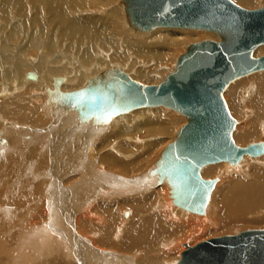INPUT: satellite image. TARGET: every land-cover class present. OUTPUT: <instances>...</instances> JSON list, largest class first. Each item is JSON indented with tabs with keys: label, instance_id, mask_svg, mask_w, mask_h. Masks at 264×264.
Here are the masks:
<instances>
[{
	"label": "bare ground",
	"instance_id": "1",
	"mask_svg": "<svg viewBox=\"0 0 264 264\" xmlns=\"http://www.w3.org/2000/svg\"><path fill=\"white\" fill-rule=\"evenodd\" d=\"M18 1L23 3V0ZM75 1L76 0H46L45 5L49 11H51L54 17L62 18V20H68V18H66L68 14L65 12L64 7L67 4L73 5ZM232 1L234 3L248 7L249 9L250 7H254L258 0ZM1 5H3V2ZM102 9L105 8L102 7ZM111 14L112 18H109V20L116 19L117 17H121V10L119 8H115ZM71 20L72 21L68 23L69 28L67 30V34L69 36L85 35L90 38L88 40L93 42L91 39L97 37L99 32H108L105 29L98 31V29L94 27L92 19H87L85 20L86 22L81 24L78 23V20ZM127 20L128 19H123V21H121L120 19V23L123 25V27L127 25L129 21ZM156 28L162 29H159V32L157 33L149 34L140 42H135L134 40H130L127 37L121 39L122 45L125 47V52H123V55H116L115 53L109 54L106 57L108 59V67L111 65V67H116L118 69L122 68L120 66L124 64V68L131 70L134 74V78H132L133 76L130 77L128 75L129 78L141 84L144 83V78L148 80L147 78L150 75H154V78L159 76L160 78L163 77L164 79L166 75L174 71L176 66V62H172L170 65L167 64V62L170 63L169 59L172 60L171 57L173 49H175L181 42L188 43L197 39H204L203 41H205L208 37H210V34L208 35V32L204 30H183L181 28L165 27ZM134 31L138 30L134 29ZM108 33L112 35V38L116 37L117 40L118 37L121 38L119 31L116 32L115 29H111ZM23 36L21 39H23ZM155 37H158V39H161V42H163L161 47L149 44V39H153ZM104 39L109 38L105 36ZM79 40V43H81L83 39ZM210 40L218 41L219 39L215 36L210 37ZM172 47L173 49H171ZM118 48H120V46ZM92 51H94L93 47L90 46L85 48V50L82 52L80 55L82 57V61L78 63L81 67L73 66V63H70V60H67L68 62L62 64L61 67L49 66L50 68L45 69L44 72L45 65L43 63L42 65L38 64V66L42 68V73L46 74V77H48L49 80H44V82H42L38 73H31L34 75V79L27 78V74L30 72H26L23 75V86H21L19 89H17L18 86L17 88H14L15 91L18 90L19 92L20 89H24L27 86H33V90L37 88L41 91V93H44V95L50 96L49 101L51 102L50 105H53L51 107L52 109L48 111L44 108V110H47L52 114L54 110L62 103L67 104L66 101L75 104L85 103L88 95H91V92L95 91V89H101L103 92L102 96H99L100 106L96 105L95 107L90 108L85 112V115L82 119L80 117L81 120L79 124H81L82 121L81 125L83 128L78 132V134H76V136H63V143L60 142L62 144L59 143L60 147L56 149V152L54 151V156L52 157L53 167L58 169L61 175H56L57 173H55L53 169H50L49 172L45 171L46 169L43 171L41 169H35L34 166L39 162L41 156L43 157L44 153L43 148H41V141L40 143L38 141V138L42 137L41 135L37 133L31 134L33 136V143L38 141L39 146H36L37 148H35V150H32V148H30L31 146H24L26 148L25 150L27 151L28 148L29 153H32V155L35 152L38 159L28 163L25 169V172L28 174L25 175L30 177L28 185L30 187L29 191L33 192L36 190L37 194L40 191L41 195L46 197L49 195L50 197L48 196V198L51 199H48V211H46V209L40 210L37 205H34L33 207L35 212L41 215L32 217L30 215L35 214H32L31 212L29 215L18 214L15 220L14 216L9 210L10 208H3L0 206V253L1 255H5L4 264H44V260H46L48 257H52L53 255H57L59 258H65L67 256L70 258L75 255L79 258V264H178L180 257L178 260L174 257H177V252L181 251L179 243H182L183 241V243H185V241L188 239L189 241L195 240L198 236H204V234L207 235L211 231H216L217 228L221 227H231L237 225H264V69H259L257 70L258 72L255 71V73L251 75L247 74L249 76L246 77L245 80L239 81V77L236 78L237 81L232 82V80V83L230 82L231 84L229 83L226 86L227 88L225 87L226 90L224 89L222 93V97L224 94L227 95V110L229 109L228 112L231 114L230 116L242 119L239 123L234 125V128L231 132V138L234 145L237 148H246V145L248 147V143H252V145H254V141H261V153L257 156L243 154L239 156L236 162L233 164H229L230 162L227 163V161H220L201 166L197 171V175L201 180L208 181L212 177H217L215 179L222 180L223 182L221 184L223 185L221 186L219 182H215V185L213 181V185L208 191L206 203L203 208V212L204 209H206V212L205 214L202 212L203 215H199L201 213L192 214L193 212H188L187 209H184L178 204V200L183 201L185 198H187L190 192V189L185 186L186 177L184 172H193V166L188 165L184 161L175 159V155L169 151L170 146L167 147L168 149L165 148L163 150L161 149L163 145L161 148H158V144L150 145L148 144L149 142L146 145L143 144L142 146H139L141 143L138 138L139 136H151L153 138L162 136V139L168 137L173 139L174 130H177L175 127V122L170 120L165 121V116H162V122L156 120V122L159 124L157 123L156 125L154 121L153 124L151 120H155L158 116L154 117L153 112H143L145 108L151 109L150 106L131 107L128 103H119L120 101L117 99L111 98L108 94H104L106 88L105 84L108 81V78L112 77L110 74H112L113 71L119 70H109L107 69V66L104 68V66L101 64L105 59L95 60V63L92 64ZM177 54L179 55V53ZM131 55H136L141 59L142 63H149L145 64V66L148 65V69L136 68L134 66L136 65V62L125 63V60ZM260 55H264V45L256 47L252 53L254 58H257ZM66 59L69 58L67 57ZM59 61L60 58H57L53 62L58 63ZM120 61L123 63L119 64ZM17 62L18 63L16 64H19L17 65L18 67L25 66L23 64L24 61L20 62L18 60ZM104 63H106V61H104ZM90 65L91 68L93 67L92 74L87 73L89 71L87 68H89ZM153 66L154 69L156 68V70L152 68ZM161 66L164 68L160 69ZM126 73L125 75H127ZM130 73L128 72V74ZM64 79H67V83L70 84H63ZM15 81L17 82V80ZM154 81L157 82L156 80ZM78 89H81V91L79 90V92L75 93L74 91ZM241 90H243L245 94L251 95V97H249V99L243 104H241L239 100ZM6 91L0 92V96L2 93L3 95L5 93V98L7 99L10 96V99L12 98V100L5 99L6 101L3 104H0V127L5 123V121H8L7 119H10L11 116H13L15 118L14 122L16 125H20L17 127L20 132L16 134L15 131L13 132L5 130L6 135L10 137V140L8 146H5L1 143L3 140L0 141V145L3 147L0 153L3 152L4 148L6 147V151L8 152H15V154L20 153L21 155H25V151H20V146H23L22 144L25 141H28L29 138L31 139V137L28 136L29 138H27L26 135L25 138L24 135H22L24 129H21V127L29 125L30 129L28 127L27 128L32 131L35 129V127L38 126L41 128V126L45 124H43L41 119L35 118L36 111H32L33 109L30 111L31 113L28 112L29 114H25V111L30 109L29 104L32 102L30 98L28 99L26 96L18 93L9 95ZM36 92L37 90L34 93L37 94ZM34 93L32 94L34 95ZM39 93L40 92H38L37 95H39ZM23 94L26 93L24 92ZM96 95L98 97V94ZM96 95L94 96V100L96 99ZM34 98L32 100H34ZM77 106L78 105H76V107ZM27 107L29 108L27 109ZM62 107L63 106H61V110L64 108ZM66 107L65 110H68V107ZM128 108L139 109V111L134 110L133 113L136 112L138 116L140 113L141 116L143 115L142 117L144 122L142 127L136 131H133V129L132 132L128 131L129 129L122 130L121 128V130L116 129L114 134H106L105 130L107 131L110 128H108V125L111 123L110 118H113L114 116V119H117V122L118 119L122 117V115L124 116L125 113L128 112ZM155 111L156 110H154V112ZM247 111L249 112L250 116L252 115L250 119H247L245 116ZM65 112L68 114L65 118H63L64 120H61L62 122L59 121L61 122L59 123L58 118L56 121V123L58 122L59 124L56 131L61 132L64 128H68L66 126L73 124V121L75 120L74 115L77 114L73 113V110L70 111L69 109V112ZM119 115L120 118L118 117ZM152 116L154 118H152ZM122 119L126 122L127 117H122ZM139 120L141 121L140 118ZM148 121L151 122L147 123ZM122 123L124 122L122 121ZM6 126H4V128ZM12 127L16 128V126ZM130 128L132 129L133 126ZM46 130L47 132L44 131V134L49 133L48 128H46ZM63 133L65 132L63 131ZM62 135L63 134H61V136ZM95 140H97V142H95ZM54 142H52V145H54ZM100 142L102 143L101 146ZM144 142H146V140ZM73 143H75V146L70 148ZM93 143L96 145V150H93L92 153L90 152V145ZM128 143L131 144L129 146L133 148L135 147V149L127 147ZM155 143L156 142H154V144ZM107 147L117 152H109ZM52 148H54V146ZM103 149L106 150L101 152ZM141 149L142 151L139 152ZM88 156L94 164L89 162V159H87ZM6 158L8 159V157ZM18 163L19 165H24V161L22 160ZM75 172L79 173L80 177L77 176L78 181L76 183L72 182L73 184L70 188L67 189L63 186L62 188L61 186L57 185L60 183L62 178H65L66 174ZM137 172L140 173L136 175L135 173ZM245 172L248 173L246 176L247 178L249 177L248 179L240 177ZM40 174L44 176L47 174L48 178L51 177L54 180V186L58 188L50 184L49 186L44 177H40ZM77 177H75V179H77ZM64 186H66L65 183ZM49 187L53 190V192L51 189H48ZM214 188L216 193H218V197H213V200L212 198L208 199V196H211L209 194ZM97 198L103 199L105 201H98ZM67 199H70L71 201L73 200V202L71 204V201L69 200L70 205L67 206V204L65 207L66 209H64V214L62 212L61 213L64 215L66 219L65 223L67 226H69L68 228L70 230L71 224H77V229L75 228L76 230H74V227L72 229L74 233L69 232L68 230H58V228L62 226L60 225L61 223L59 221L60 214L58 213V206L56 207L55 205L58 204L57 202L62 204L60 201ZM117 200L120 201L117 202ZM67 203L69 202L67 201ZM117 206L131 207L133 209L131 220H126L124 223H121V221L120 224L119 222H115V215L118 214ZM157 210L159 211L156 212ZM146 211L148 212L144 213ZM78 213L82 215L79 216ZM97 213L106 215V222L104 225H101V222L98 223L97 220L99 219L95 216ZM74 214L77 215H75L76 218L74 217ZM10 216H12V219L14 220V225L12 224V226H14V228L17 227L13 233L10 231L11 227H9L10 221H13L10 219ZM165 218L169 219L168 221H171L170 226L165 225L168 222H164ZM77 230L79 233H77ZM120 234L121 236L119 240H112L113 238L116 239ZM7 236H10L9 243H7L5 240ZM66 236L69 237L68 241V237ZM83 241L89 243L92 248L89 249V247L86 246ZM164 241H168L167 244H165ZM170 241L171 245L174 246L173 248H168ZM199 241L202 242L201 240Z\"/></svg>",
	"mask_w": 264,
	"mask_h": 264
},
{
	"label": "rangeland",
	"instance_id": "2",
	"mask_svg": "<svg viewBox=\"0 0 264 264\" xmlns=\"http://www.w3.org/2000/svg\"><path fill=\"white\" fill-rule=\"evenodd\" d=\"M230 1H232V0H230ZM2 2H3V5H1ZM45 2H46V0H23V3H20L18 0H11V1L0 0V5H1L0 6V76H1L0 77V88H1L0 92H3V91L7 90L6 92L9 95H13V94L18 93V94H22L23 96H26V98H28V99L30 98L31 101H32L29 104L30 109L27 110L29 108V107H27V109H26L27 111H25V114L31 113L30 111L33 109L32 111H36L35 112V118L41 119L43 121V124H45V125L41 126V128L38 127V126L35 127V129H33L32 131L29 130L30 129L29 125H25L24 127H21V129H24V132L22 133V135H24V137L27 135L26 136L27 138L31 137V139L29 138L30 140L28 139V141H25L22 144L23 146H20V151L21 152L25 151L26 152L25 155H21L20 153L15 154V152H8V151H6V147L4 148L5 151L3 150L4 153L3 152L0 153V206H2L3 208H10L9 210L12 213V215L14 216V220L16 219L18 214L29 215L30 212H31L32 214H35V215H30L32 217H34L36 215H41V214H38V213L35 212L33 206L37 205L40 208V210L46 209V211H48V209H47L48 204H49V200L48 199H51V198H48L49 195L47 197L44 196V195H41L40 191H39L38 194H37L36 190H34L33 192L29 191L30 187L28 185H29L30 177L26 176L28 174L25 172L26 171L25 169H26V166H27L28 163H30L32 161H35V160H38V159H37V156H36L35 152L32 155V153H29V149L28 148H27V151L25 150L26 148L24 146H31L30 148H32V150H35V148H37L39 146L38 145V141H39V143L41 141V148H43L44 153H43V157L41 156V158L39 159V162L34 166L35 169L36 170L37 169H41L42 171L46 169L45 171H48V172H49L50 169H53L55 171V173H57L56 175L60 174L59 170L56 169L55 167H53L52 157L54 156V151L56 152V149H58V147H60V144L63 143V141H62V137L63 136L64 137H69L70 135L71 136H76V134H78V132L83 128V126L81 125L82 121H81V124H79L80 120L85 115V112L88 111L90 108L95 107L96 105L100 106V103H99L100 101L99 100H100V97L102 96V92H103V90H101V89H98V88L95 89V91L91 92L92 96L90 94L88 95L87 100L85 101V103L75 104V103L66 101L67 104L62 103L60 106H58L59 108L57 107L54 110V112L52 114L51 112H48L50 109H52L51 107L53 106V105H50V103H51L49 101V97L50 96L44 95V93H41V91L39 89L34 87L35 88L34 90L35 91L37 90V92H36L37 94H38V92H40L39 95L34 93L35 91L33 90V86L32 87L27 86V87L24 88L25 90L24 89H20L19 92H18V90L17 91L14 90V88L15 87L17 88V86H18L17 89H19V88H21V86H23L22 85V83L24 84L23 75L26 72L38 73L40 80L42 82H44V80L47 81L49 79H48V77H46V74L42 73V68L40 66H38V64L42 65V63H43L45 65L44 72H45V69L50 68V67H61L62 64H64L65 62H68L67 60H70V63L72 62L73 66L81 67L78 64L79 62L82 61V57L80 55L85 50V48L92 46L93 50H94V51H92L93 52L92 53V64L95 63V60L105 59L104 61H106V63H104V61H103L102 64H101L102 66H104V68L107 66V69H109V70H119L124 75L127 72L126 76L129 75L130 77L133 76L132 78H134V74L132 73V71L128 70L127 68H124L125 67L124 64L122 66H120L122 68H118V69L116 67L115 68L111 67V65H109V67H108V62H107L108 59L106 57L109 54H111V53H115L116 55H123V52H125L124 51L125 47L122 45V40L121 39L127 37L130 40H134L135 42H137V41L140 42L146 36H148L149 34L157 33V32H159L158 31L159 29H162V28H153V29H151L148 32L134 31V29L131 26H129L130 23H129L128 20H127L128 21V23H127L128 26L125 25V27H123V25L120 23V19H121V21H123V19L125 20V19H128V18L126 17V15L124 13V6H123V3H122L121 0H76L73 5L67 4L64 7L65 8V12L68 14L67 17H66V13H65V17L68 18V20H65V19L62 20V18L54 17L52 15L51 11H49L47 6L45 5ZM234 4L239 6V7L244 8V9H248V7L242 6L240 4H237V3H234ZM263 6H264V0L263 1H259L258 0L256 2L255 6L254 7H250L249 9L253 10V9H257V8L263 7ZM102 7L105 8V9H102ZM99 8H100V11H99ZM115 8H119L121 10V17H117L116 19L109 20V18H112L111 12L113 10H115ZM107 15H108V17H107ZM123 16H124V18H123ZM71 19L78 20V23H80V24L83 23V22H86L85 20H87V19H92L93 23H94V27L96 29H98V31L102 30V29H105L108 32H110L111 29H115L116 32L119 31L121 38L118 37V40L114 36H113L114 38H112V35L110 33H108V32L107 33L99 32L97 37H95L94 39H91V40H93V42L88 40L90 38L88 36H85V35H82V36H69L67 34V30L69 28V24L68 23L72 21ZM183 30H185V29H183ZM136 32H138V33H136ZM130 33H133L134 35L130 34ZM207 34L208 35L210 34V37H215V35L211 34L210 32H208ZM22 36H23V39H21ZM105 36L107 38H109V39H104ZM210 37H208L209 39L207 38L205 41L210 40ZM79 39H83L81 43H79V41H80ZM139 39H141V40H139ZM77 40H78V42H77ZM197 40L190 41L188 43L181 42L175 49H173V47H172L171 49H173V52H174V53L172 52V57H171L172 60L169 59L170 63L167 62V64L170 65L172 62H176L178 57L180 55H182L186 51V49H187V47L189 45H191L193 43L195 44V43L202 42L204 39H200V40L197 39ZM148 42H149L150 45H154V46H157V47L158 46L161 47V44L163 43V42H161V39H158V37H155L153 39H149ZM184 43H185V45H184ZM119 46H120V48H118ZM184 46H186V47H184ZM70 47H71V49H70ZM178 47H179V49H178ZM4 48H5V50H4ZM177 53H179V55ZM261 56H264V55H260L258 57H261ZM67 57L69 59H66ZM57 58H60V61L58 63L53 62ZM16 60L17 61L19 60L20 62L24 61L23 64L25 66H22L24 68L18 67L17 65H19V64H16V63H18ZM73 60H75V61H73ZM28 61H30V62H28ZM133 62H136V65H134L136 68L148 69V65L145 66V64H149V63H144V62L142 63L141 59L138 58L136 55H131L130 57H128L125 60V63H133ZM122 63H123L122 61L119 62V64H122ZM33 64H35L36 66L33 65ZM91 65H90L89 68H87V69H89V71L87 72L88 74H92L93 67L91 68ZM152 68L154 69V66ZM163 68L164 67H162V66L160 67V69H163ZM77 69H79V68H77ZM160 69H158V70H160ZM12 70H13V72H12ZM17 70H18L19 74L17 73ZM154 70H156V68ZM128 72L129 73L131 72L130 73L131 75L128 74ZM254 73H255V71L253 73H249V75L254 74ZM14 75H15V77H14ZM249 75L241 76V78L239 77L238 80L239 79H240L239 81L245 80L246 77H248ZM153 76L154 75H150L147 78L148 80H146V78H144L146 81L141 78L144 81V83L143 82L142 83L146 84V85H156V84L159 83V81L161 82L163 80V77L160 78L159 76H156L157 77V79H156V77L154 78ZM15 80H17V82ZM154 80H156L157 82H155ZM234 81H237V79L233 80L232 82H234ZM67 82H68V80L64 79L63 84H66V85L70 84V83H67ZM79 90L81 91V89H78V90H76L74 92L77 93V92H79ZM20 91H21V93H20ZM24 92L26 94L27 93H29V94H27V95L23 94ZM32 93H34V95ZM96 94H98V97H97ZM2 95H3V93L0 96V104H3L6 100H12V98L10 99V96H9V98L6 99L5 98V96H6L5 93L3 95L4 97ZM95 95H96V99L94 100V96ZM30 96H32L33 98L35 96L34 100H32L33 98L30 97ZM249 97H251V95H247V94H245V92L243 90H241L240 99H239L240 103L241 104L245 103L246 100L249 99ZM223 99L225 100V103L227 105L228 104L227 103L228 102L227 101L228 98H227L226 94L223 95ZM36 100H37V102H36ZM68 104H69V106H68ZM70 104H71V106H70ZM22 105H23V103H22ZM76 105H78V106L76 107ZM61 106L64 107V108L62 107L63 108L62 110H61ZM79 106H81V107H79ZM65 107L68 110H65ZM69 107H73V108H69ZM44 108L47 109L48 111L47 110L45 111ZM74 108H75L76 111L74 110ZM227 108H228V105H227ZM69 109H70V111L73 110V113L77 114V115H74V118H75L74 121L75 122L73 121V124H71L69 126H66L68 128H64L61 132L56 131V129H57L58 125H59L58 122L61 121V120L62 121L64 120L63 118H65L67 116V114H68L65 111L69 112ZM161 109H162V111H161ZM120 110H122V109H120ZM134 110L139 111L138 108H134V109H129L128 108V112L130 111L129 113L128 112L125 113L124 116L121 114L123 118L127 117L126 122L122 119V117L120 118V115L118 116L120 119H118V121H117L119 123L116 122L117 119L115 120L114 116H113V118L111 117L110 118L111 123H110V125H108V128L109 127L110 128L107 131L105 130V133L106 134H108V133L114 134L116 129L121 130V128H122V130H128L129 129L128 131H131V132H132L133 129H134L133 131H136V130L140 129L142 127V125H143V122H144L143 121V117H142L143 115L141 116L140 115L141 113L140 114L138 113L139 116H140L139 117L136 112H134L135 114L133 113ZM154 110H156V111L154 112ZM145 111L146 112H151V113L153 112V116L154 117L155 116L159 117V118L157 117L155 120H153V119L151 120L152 122L154 121L156 125L158 123V122H156V120L157 121L159 120V122H162V119H163L162 116H165V118H164L165 121L166 120H170V121L175 122V127H176L177 130H174V133H173L174 134V138L173 139L171 137L170 138L168 137L169 139L163 137L164 139H162V136L161 137H155V138H153L151 136H148V137L139 136L138 138H139V141L141 142L139 146H142L143 144L146 145L149 142L148 144H150V145H152V144L153 145H157L158 144L157 145L158 148H161V146L163 145L164 147L162 146V148H161L162 150L165 149V148L168 149L167 147L171 146V144L173 142H175V139H176L175 136L177 135L180 127H182L186 123L185 117H183V115H181L180 113H178V112H176V111H174L172 109L165 108V107H162V106L161 107H151V109L150 108H145L143 110V112H145ZM44 112H48V113H44ZM170 112L173 113V114H171ZM162 114H164V115H162ZM62 115H65V116H62ZM153 116H152V118H154ZM245 116H246L247 119H250L252 115L250 116L249 112L247 111V113H245ZM12 117L13 116H11L10 119H7L8 121H5V123H4L5 125L3 124L0 127V141L3 140L1 143L4 144L5 146H8L9 140H10L9 139L10 137L6 135L5 130H9V131H13V132L15 131L16 134H18L20 132L18 130V128H17L20 125L19 126L16 125V123L14 122L15 118L14 117L12 118ZM80 117H81V119H80ZM231 117L233 118L234 116H231ZM58 118H59V120H58ZM60 118H62V119H60ZM139 118L141 119V121L139 120ZM235 118L236 117L233 118V120L235 121V125L242 120V119H239V118H236V119ZM57 120H58V122L56 123ZM121 120L124 123H122ZM151 121H148L147 123H149ZM61 122H59V123H61ZM154 122H153V124H154ZM10 123H11V125H10ZM114 124H116V125H114ZM4 126H6V127L4 128ZM12 126H16V128L12 127ZM119 126H121V127H119ZM132 126H133V128L131 129L130 127H132ZM46 128H48V132L49 133L44 134V131L47 132ZM38 129H39L40 132L38 131ZM50 129H51V131H50ZM63 131L65 133H63ZM51 132H53V133H51ZM32 133H37V134L42 136L40 138L37 137L38 141L34 142L35 145H34V143L32 141L33 140L32 139L33 136L31 135ZM56 133H57V135H56ZM61 134H63V135L61 136ZM64 134H66V135H64ZM100 137H101V135H100ZM148 139H149V141H148ZM145 140H146V142H144ZM52 142H54V145H52ZM60 142H62V143H60ZM95 142H97V140H95ZM154 142H156V143L154 144ZM257 142L254 141L253 144H262L261 141H257ZM94 143L90 145V152H92L93 150L94 151L96 150V145ZM101 145H102V143L100 144V146ZM129 145H131V144L128 143L127 147L135 149V147L133 148V147H131ZM249 145H252V143H250V144L248 143V146ZM53 146H54V148H52ZM73 146H75V143H73L70 146V148H72ZM246 147H247V145H246ZM2 148L3 147L1 146L0 147V151L2 150ZM161 149H159V150H161ZM104 150H106V149L101 150V152H103ZM107 150L109 152L110 151L111 152H117V151H115V150H113L111 148L110 149L108 148ZM141 151H142V149L139 150V152H141ZM6 154H8V155H6ZM4 156H5V158H4ZM6 157H8V159ZM4 159H6V160H4ZM87 159H89V156L87 157ZM21 160L24 161V165L23 166L19 165V163H18ZM89 162L91 164H94L92 162V160H90V159H89ZM227 163H229V162H227ZM47 164H48V166H47ZM229 164H233V163H229ZM79 173L75 172V173L66 174L65 178H62L60 180V183L57 184V185H59L61 187L63 186L65 188H67V189L70 188L73 183H76L78 181V177H80ZM139 173L140 172H137L135 174L137 175ZM247 174L248 173L245 172L240 177H242L244 179H248L249 177L248 178L246 177ZM41 175L42 174H40V177L41 178L44 177V179L47 181L48 185L50 184V185L54 186L55 183H54V180L51 177L48 178L47 174L45 176L44 175L41 176ZM63 175H64V172H63ZM74 176L75 177L78 176L77 179H75ZM15 178H16V180H15ZM66 178H68V179H66ZM215 178H217V177H212V178H210V180L214 181V183L215 182L216 183L219 182L220 184L223 182L222 180H217ZM210 180H208V181H210ZM67 181H69V182H67ZM36 182H37V180H36ZM64 183H65L66 186H64ZM216 183H215V185H216ZM222 185L223 184H221V186ZM218 186H220V185H218ZM54 187H56V186H54ZM56 188H58V187H56ZM48 189H51V188L49 187ZM54 190H55V188H54ZM52 192H53V190H52ZM217 194L218 193H216L215 188H214L212 190V192L209 194L211 196H208V199L212 198V200H213V197H218ZM70 199H67V200H64V201L61 200L60 202H62V204L57 202L58 204H56L55 206L56 207L58 206V213L60 214L59 215V217H60L59 221L61 223L60 225L62 226V227H60L61 229L58 228V230H61V231L62 230L63 231L64 230H68L69 232L74 233V231H72V229H73V227H74V230L77 229L76 228L77 224L75 223L76 221L74 220L75 224H71V226H70L71 230H70L68 228L69 226H67V224L65 223L66 219H65V217L63 215L64 214V209H66L65 208L66 205L67 204H68L67 206L70 205V201H71ZM97 200L98 201H105V200L99 199V198H97ZM67 201L69 203H67ZM119 201L120 200H117V202H119ZM72 202H73V200L71 201V204H72ZM207 202H208V200H207ZM117 208H118V210H117L118 214L115 215V217H116L115 218L116 219L115 222H117V223L119 222V224H120L121 221H122L121 223H124V222H126V220H128V221L131 220L132 211H133V209L131 207H120V206H117ZM205 210L206 209H204L203 214H205V212H206ZM158 211L159 210H157L156 212H158ZM147 212L148 211H146L144 213H147ZM76 214H74L75 218L77 216ZM192 214H195V213H192ZM203 214L201 213L199 215H203ZM78 215L80 216L82 214L78 213ZM95 216L100 220V221L97 220L98 223L101 222V225L105 224V222H106V215L105 214L97 213V215H95ZM10 219H12V216H10ZM14 220L12 222L10 221V226H9V227L12 228V229L10 228V231L12 233L15 230V228H17V227L14 228V226H12V224L14 225V223H13ZM168 220L169 219L165 218L164 222L168 221ZM165 225H169L170 226L171 225V221H168ZM256 229H264V225H262V226H244V225L241 226V225H237V226H231V227L227 226V227L217 228L216 231L214 230V231H211L210 233L208 232L209 234H207V235L206 234H204V236L200 235L195 240H190L191 242L188 239V240L185 241V243H183L184 241L182 243H179V246L181 247V251L179 249L180 252H177V254H176L177 257H174V258H176L178 260L179 257H180L178 255H180L182 250L185 251V246L186 245L196 244V243L200 242L199 240L204 241V239L208 240L210 238L220 237V236H224V235H234V234H237V233H239V232H241L243 230H256ZM77 233H79L78 230H77ZM212 233H214V234H212ZM120 236H121V234L116 239L113 238L112 240L113 241H117V240H119ZM66 237H68V236H66ZM68 239H69V237L67 238V241H68ZM5 240H6L7 243H9L10 242V236H7L5 238ZM167 242L168 241H164L165 244H167ZM83 243L86 244V246H88L89 249L92 248L89 245V243H87L86 241H83ZM173 247L174 246L171 245V241H170L169 245H168V248H173ZM72 252H73V250H72ZM4 258H5V255L4 254L1 255V253H0V264H4ZM78 259L79 258L77 256H75V255L73 257H70V258H68V256L65 257V258H59L57 255H53L52 257L46 258V260H44V262H45L44 264H79L78 263ZM36 264H40V263H36Z\"/></svg>",
	"mask_w": 264,
	"mask_h": 264
},
{
	"label": "water",
	"instance_id": "3",
	"mask_svg": "<svg viewBox=\"0 0 264 264\" xmlns=\"http://www.w3.org/2000/svg\"><path fill=\"white\" fill-rule=\"evenodd\" d=\"M130 25L142 32L156 27L204 30L218 37L191 44L174 71L157 85H143L119 71L110 74L105 93L131 107L163 106L186 119L169 151L193 166L184 172L190 192L178 204L202 213L213 181L197 171L220 161L235 163L243 154L257 156L262 145L237 148L231 138L235 122L222 93L234 79L264 69V56L252 53L264 45V6L248 10L230 0H122ZM34 79V75L27 74ZM178 264H264V229L243 230L186 245Z\"/></svg>",
	"mask_w": 264,
	"mask_h": 264
}]
</instances>
